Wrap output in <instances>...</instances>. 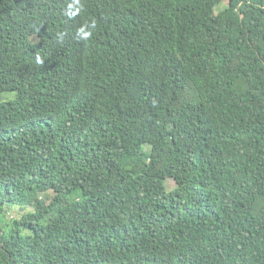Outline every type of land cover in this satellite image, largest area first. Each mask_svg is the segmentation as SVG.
I'll return each mask as SVG.
<instances>
[{
    "label": "trees",
    "instance_id": "obj_1",
    "mask_svg": "<svg viewBox=\"0 0 264 264\" xmlns=\"http://www.w3.org/2000/svg\"><path fill=\"white\" fill-rule=\"evenodd\" d=\"M0 264H264V0H0Z\"/></svg>",
    "mask_w": 264,
    "mask_h": 264
},
{
    "label": "clouds",
    "instance_id": "obj_2",
    "mask_svg": "<svg viewBox=\"0 0 264 264\" xmlns=\"http://www.w3.org/2000/svg\"><path fill=\"white\" fill-rule=\"evenodd\" d=\"M104 29L105 28H101V39H102V35H105V33H103L104 32ZM97 32V31H96ZM96 32L94 33V35L96 34ZM93 33V32H92ZM91 33V34H92ZM91 34H88V35H83V34H81V36H80V38L79 39H77V49H78V52H79V54L80 53H83V54H85V52H86V44L85 43H83L84 42V36H86L85 38L87 39V40H89V38L92 36ZM91 35V36H90ZM103 40V39H102ZM87 42V41H86ZM116 44H117V41H116V39L114 38V34H111V39H110V46H109V49H108V51L109 52H113L114 51V47L116 46Z\"/></svg>",
    "mask_w": 264,
    "mask_h": 264
},
{
    "label": "rangeland",
    "instance_id": "obj_3",
    "mask_svg": "<svg viewBox=\"0 0 264 264\" xmlns=\"http://www.w3.org/2000/svg\"><path fill=\"white\" fill-rule=\"evenodd\" d=\"M9 94V93H8ZM13 95V94H12ZM5 96V95H4ZM4 96L2 95L1 96V99H3L4 98ZM7 97H10V95H6V97L5 98H7ZM167 185H168V187H169V189H172L174 186H175V182H174V180L173 179H171V178H169L168 180H167ZM15 211H14V209H7V211H6V213H5V215L7 216V217H10V214H13Z\"/></svg>",
    "mask_w": 264,
    "mask_h": 264
}]
</instances>
